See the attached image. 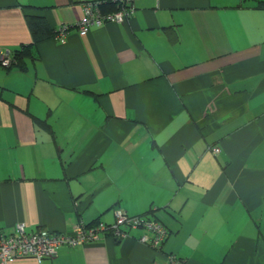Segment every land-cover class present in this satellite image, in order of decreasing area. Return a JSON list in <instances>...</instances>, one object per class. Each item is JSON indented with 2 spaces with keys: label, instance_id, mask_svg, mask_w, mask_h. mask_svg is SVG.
Instances as JSON below:
<instances>
[{
  "label": "crops",
  "instance_id": "0c3cea01",
  "mask_svg": "<svg viewBox=\"0 0 264 264\" xmlns=\"http://www.w3.org/2000/svg\"><path fill=\"white\" fill-rule=\"evenodd\" d=\"M258 1L136 0L124 23L80 36L79 4L0 0V60L31 42L25 14L69 27L26 71L0 66V229L70 232L153 208L168 232L158 250L132 230L10 264H264Z\"/></svg>",
  "mask_w": 264,
  "mask_h": 264
},
{
  "label": "built area",
  "instance_id": "2783aa9c",
  "mask_svg": "<svg viewBox=\"0 0 264 264\" xmlns=\"http://www.w3.org/2000/svg\"><path fill=\"white\" fill-rule=\"evenodd\" d=\"M114 1L120 9L114 13L106 14L98 12L92 2H86L81 7L82 15L76 24L77 33L80 36H85L91 26L98 27L106 22L122 23L132 15L134 11L132 5L129 8H125L124 5L133 0ZM68 30L67 25H61L57 28L54 39L63 43ZM218 151V148L213 150L214 153ZM124 225L134 229L141 226L143 233L138 241L152 249H159L166 234L165 228L159 223L138 216L128 217L121 211L116 212L115 222L111 225L100 222L95 227L87 229L80 224H75L72 228L74 232L64 236L40 228L34 232L26 233L23 226L18 224L13 233L0 231V264H10L25 257H32L40 263L43 259L54 257L59 246H82L99 240V235L104 233V230L112 232V237L115 240L124 239L128 236L125 230L120 229ZM165 264H177V258L174 255H167Z\"/></svg>",
  "mask_w": 264,
  "mask_h": 264
},
{
  "label": "trees",
  "instance_id": "16d2710c",
  "mask_svg": "<svg viewBox=\"0 0 264 264\" xmlns=\"http://www.w3.org/2000/svg\"><path fill=\"white\" fill-rule=\"evenodd\" d=\"M135 1L136 0H133L132 2H129L127 5H124V7L125 8H129V6L132 5V8L134 9L135 8L134 7ZM69 2L79 4L81 7L86 2H92L96 6L98 12L103 13V14L114 13V12H116V11H118L120 9L119 5L114 0H69ZM255 8H264V2H262V1L256 2ZM25 20H26V24H27V27H28V31L30 33L31 42L28 43V44H21L20 46L16 47L15 49L10 50L8 53H6L1 58L0 66L5 68L6 70L17 69L19 71H26L27 67H28V63L30 61H32V62L37 61V59H38L37 54L35 52V45L38 42H40L42 40H45V39H48V38H53L54 39V37H55V35L57 33V29H50L48 27V25L46 24V21L44 20V18L41 17V16L33 15V14H25ZM125 20H124V22H125ZM124 22H122V23H124ZM106 23L122 24V23H116V22H106ZM103 24H105V23H103ZM91 27H94V26H91ZM36 122L38 123V125L43 126L45 129L48 128V125L46 124L45 121H41V120L36 119ZM155 210L156 209H153V208L151 209L150 208L148 211H146V212H144L142 214H137V215L126 214V216H128V217L138 216V217H141V218H146L149 221L157 222V223H159L160 225H162L164 227V225L155 217ZM100 222L101 221H93V222L88 223V224H85V223H82V222H78L76 224H80L83 227L88 229V228L95 227ZM101 223H103L105 225H111L114 222H112V223L101 222ZM120 229L125 230L127 232V234L130 231H132V230H140L141 231V235L143 233V229L141 228V226H137V228L134 229V228H130V227H127V226L124 225ZM165 230H166V228H165ZM0 231L3 232L1 229H0ZM165 232H166V234H165V237L163 239V242L166 240V238L168 236L167 230ZM50 233H54V232H50ZM104 237H110V238L113 239L112 232H110L108 230H104V233L103 232L100 233L99 240H97V241H95V242H93L91 244L98 243ZM113 240H115V239H113ZM163 242L161 243V245L163 244ZM87 245H90V244H87ZM161 245L159 246V249L161 248ZM62 246H66V245H62ZM82 246L77 245V246H74V247H82ZM66 247H69V246H66ZM69 248H73V247H69ZM154 250H158V249H154ZM52 258L53 257L43 259L40 263H42L44 261H47V260H50ZM180 263H181V259L177 258V264H180Z\"/></svg>",
  "mask_w": 264,
  "mask_h": 264
},
{
  "label": "rangeland",
  "instance_id": "374dc122",
  "mask_svg": "<svg viewBox=\"0 0 264 264\" xmlns=\"http://www.w3.org/2000/svg\"><path fill=\"white\" fill-rule=\"evenodd\" d=\"M213 150V149H212ZM72 232H74L73 230H71L70 232H54V233H57V234H60V235H71ZM83 246H86V245H83Z\"/></svg>",
  "mask_w": 264,
  "mask_h": 264
}]
</instances>
